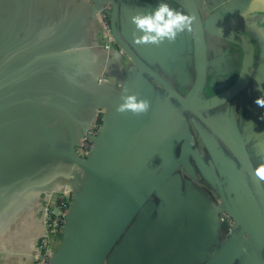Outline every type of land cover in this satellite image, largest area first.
Segmentation results:
<instances>
[{"label":"crops","instance_id":"1","mask_svg":"<svg viewBox=\"0 0 264 264\" xmlns=\"http://www.w3.org/2000/svg\"><path fill=\"white\" fill-rule=\"evenodd\" d=\"M201 1L205 9H219L230 0ZM258 1L234 18L232 28L254 39L264 63V0ZM107 3L0 0V156L12 175L19 173L17 183L0 178V264H34L48 234V195L80 173L62 153L80 138L100 101L118 109L131 94L151 107L141 114L117 110L108 136L103 158L119 191L118 218L130 213L113 251L145 244L158 264H204L227 241L239 240L233 263L262 264L264 215L256 188L212 127L179 97L197 75L193 29L172 42L134 43L139 31L132 17L160 0L119 3L117 32L132 54L118 42L107 49L96 10ZM209 50L207 84L241 77L240 49L219 40ZM258 85L209 118L250 159L264 188V107L255 103L264 84ZM226 213L235 217V228ZM62 236L51 235L56 249ZM109 259L104 264H112Z\"/></svg>","mask_w":264,"mask_h":264},{"label":"water","instance_id":"2","mask_svg":"<svg viewBox=\"0 0 264 264\" xmlns=\"http://www.w3.org/2000/svg\"><path fill=\"white\" fill-rule=\"evenodd\" d=\"M107 1L114 8V11L112 10L111 12V26L114 37L119 44L132 54L117 32V8L119 3L138 0H105V2ZM172 1L181 7H185L188 13L195 15L196 19L193 21L192 29L198 42L199 52L197 75L194 84L186 96L179 95L180 100L187 109L212 127L220 139L236 156L256 188L264 215V188L250 159L211 123L210 119L208 120L204 114V111L215 109L244 90L250 81L253 84H264V63L261 60L257 61L255 59L257 50L255 43L249 37L238 33L232 28L234 18L242 12L252 9L259 1L230 0L226 5L213 12L206 11L201 0ZM104 5L98 4L96 8L97 12ZM209 35L218 37L239 47L245 59L244 71L241 77L236 80V83L229 90L217 96L206 95L208 92L204 90L208 68L207 39ZM100 102L101 104L98 105L97 109L104 107L106 113L92 153L88 158H83L77 153L76 147L81 136L90 126L97 110L94 112L89 124L84 128L80 138L77 141L72 139L70 148L62 153L63 157L69 159L80 169V173L77 176V182L67 181L63 185L71 187L75 193V200L67 217L62 241L52 258L51 264H104L108 256L112 259H109L112 261V264H158L156 263L155 252L145 244L131 250L127 249L129 247L123 244L116 247V251H113L117 238L122 234L129 221L130 213L127 212L126 215L118 218V203L116 198L119 191L117 184L112 185L111 183V174L103 158L107 155L108 136L114 126L118 111L117 108H110L107 106L108 104L103 101ZM262 127L264 128V121ZM18 174L12 175L3 157L0 156V178L17 183ZM228 212L230 213V211ZM232 217L235 219L233 215ZM234 221L236 225V219ZM235 225L233 228H235ZM239 243V240L227 241L204 264H234L233 262L239 254ZM261 244L264 250V241ZM262 264H264V255Z\"/></svg>","mask_w":264,"mask_h":264},{"label":"built area","instance_id":"3","mask_svg":"<svg viewBox=\"0 0 264 264\" xmlns=\"http://www.w3.org/2000/svg\"><path fill=\"white\" fill-rule=\"evenodd\" d=\"M110 4V3H109ZM104 5L98 12L101 28V37L103 46L107 49L116 44L112 26L109 20L110 5ZM101 78L100 80H103ZM106 109L104 107L97 109L95 116L92 119L90 126L81 136L76 151L79 156L88 158L96 145V138L99 136L101 127L104 121ZM75 200V193L69 185L62 186L60 189L53 190L44 204L43 216L46 223L48 234L41 239L39 251L36 254L34 264H51L52 258L55 255L56 248L52 245V236L63 235L67 223V217ZM56 209H58L56 211ZM226 219L231 225L234 224V219L229 213L225 214Z\"/></svg>","mask_w":264,"mask_h":264},{"label":"clouds","instance_id":"4","mask_svg":"<svg viewBox=\"0 0 264 264\" xmlns=\"http://www.w3.org/2000/svg\"><path fill=\"white\" fill-rule=\"evenodd\" d=\"M194 14L181 12L172 8L164 0H160L158 6L143 14L132 17V22L136 25L139 34L133 35V42L137 44H160L165 40L175 41L178 35L185 30L191 31ZM123 103L118 106V111H132L136 114L147 112L151 107V102L138 97L136 94L122 97ZM255 103L264 107V95L258 96ZM264 119V117H261ZM259 175L264 177V169L259 170Z\"/></svg>","mask_w":264,"mask_h":264},{"label":"flooded vegetation","instance_id":"5","mask_svg":"<svg viewBox=\"0 0 264 264\" xmlns=\"http://www.w3.org/2000/svg\"><path fill=\"white\" fill-rule=\"evenodd\" d=\"M109 4V3H108ZM110 5V9H111V11H110V15H109V20H110V23H111V12H112V6H111V4H109ZM209 11V12H213V11H215V10H217V8H214V9H206V11ZM250 38V37H249ZM217 39H219V40H221V41H224L225 43H227L229 46H235V45H233V44H231V43H229V42H227V41H225V40H223V39H220V38H218V37H215V36H212V35H209L208 36V55H209V53H210V50H209V48H211V46H212V44L213 43H215V41H219V40H217ZM251 40H253V42L255 43V41H254V39L253 38H250ZM116 43H117V41H116ZM255 45H256V43H255ZM236 48H238V49H240L239 47H237V46H235ZM256 47H257V45H256ZM237 51V50H236ZM230 52H232V50L230 51ZM241 53V52H240ZM237 56V55H236ZM242 56H243V54H242ZM260 54H259V51H258V47H257V50H256V57H255V59L257 60V61H260L261 60V62L263 61L260 57ZM244 57V56H243ZM232 62H233V65H231V67L229 68V65L230 64H228V66L226 65V67L227 68H229V70H228V72L227 73H229V74H231V73H233L234 72V67H235V64H237V62H236V60L234 61V58H233V60H232ZM238 62H239V60H238ZM257 64V63H256ZM255 64V65H256ZM208 65H209V61H208ZM207 74H208V68H207ZM237 73L235 74V75H232L233 77H231V78H229L227 81H226V83H225V85L223 86V84H224V82H218L217 84H215L214 86H211L210 84H207L206 82H205V85H204V90H207V94L206 95H209V96H217V95H220V94H223V93H225L227 90H229L231 87H232V85H234V83H236V79H237ZM228 76V75H227ZM206 78H207V76H206ZM251 81H250V83L248 84V86L244 89V90H242L241 92H239V93H237L234 97H232L230 100H228L227 102H225L224 104H221L220 106H218V107H216L215 109H212V110H209V111H204V114H205V116L207 117V119L209 120L210 118V116L211 115H213V114H215V112H216V110L218 109V108H220V107H222V106H224V105H228L229 107H232L234 104H235V99H237V98H239L240 97V95H241V93H243L245 90H247L250 86H251ZM223 86V87H222ZM224 88V89H220V88ZM226 87V88H225ZM228 88V89H227ZM225 89H227L226 91H224L223 92V90H225ZM220 92H223V93H220ZM192 112V111H191ZM196 115V114H195ZM199 119H201L200 117H199ZM203 122H205L203 119H201ZM206 123V122H205Z\"/></svg>","mask_w":264,"mask_h":264},{"label":"rangeland","instance_id":"6","mask_svg":"<svg viewBox=\"0 0 264 264\" xmlns=\"http://www.w3.org/2000/svg\"><path fill=\"white\" fill-rule=\"evenodd\" d=\"M261 14H262V13H260V14H259V16H258V19H260V18H261V17H260V15H261ZM254 22H255V21H254Z\"/></svg>","mask_w":264,"mask_h":264}]
</instances>
